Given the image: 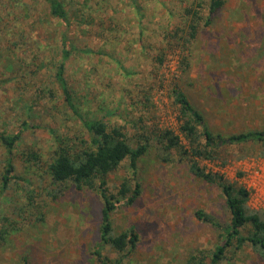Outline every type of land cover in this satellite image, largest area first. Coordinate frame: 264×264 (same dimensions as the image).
<instances>
[{
  "label": "rangeland",
  "instance_id": "1",
  "mask_svg": "<svg viewBox=\"0 0 264 264\" xmlns=\"http://www.w3.org/2000/svg\"><path fill=\"white\" fill-rule=\"evenodd\" d=\"M59 1L67 12L64 20L52 17L43 0H0V133L21 135L12 156L17 183L10 182V191L0 197V214L16 218L22 208L25 221L9 245L0 248V264L22 259L28 264H97L99 195L71 188L52 199L46 173L55 137L79 150L81 141H90L83 120L93 116L121 127L132 145L140 136L150 142L138 163L139 197L112 215L115 234L131 227L138 233L136 248L122 255L121 264H185L190 255L213 251L219 231L194 214L203 210L228 222L221 191L196 178L177 153L162 161L157 132L178 133L174 88L224 138L264 128V0H226L212 25H201L184 53L189 21L184 10L193 6L204 16L208 0ZM63 49L70 52L65 78L79 115L67 106L55 79ZM183 57L186 72H181ZM250 147L223 148L225 166L200 165L245 187L249 208L260 211L264 157ZM31 152L40 155L39 164L24 161ZM6 156L0 144V174ZM130 176L125 161L109 175V192L116 194ZM102 254L112 261L120 257L109 247ZM227 256L222 264H264L249 247Z\"/></svg>",
  "mask_w": 264,
  "mask_h": 264
},
{
  "label": "trees",
  "instance_id": "2",
  "mask_svg": "<svg viewBox=\"0 0 264 264\" xmlns=\"http://www.w3.org/2000/svg\"><path fill=\"white\" fill-rule=\"evenodd\" d=\"M48 7L52 17L66 19V10L59 0H43ZM226 0H208L206 3L207 14L202 15L200 11L189 6L184 10V15L189 18L188 26L183 41V51H188V46L197 38L200 26L208 28L212 25L214 17L224 8ZM198 4V9H201ZM70 56L69 50L63 49L62 60L56 67L55 79L62 91L67 106L71 111L79 115L76 106V98L71 93L65 78V62ZM181 72H186L189 68L188 59L181 58ZM160 62H162L160 60ZM9 81V80H8ZM1 85V84H0ZM174 105L177 107L176 122L178 133L172 129H163L157 132L156 144L158 145V155L164 162L172 152L178 154L181 160H186L190 172L198 179L210 186H215L221 191L230 219L225 224L217 219L198 210L195 217L206 224H209L219 231V243L211 252H198L190 255L185 264H222L228 260V254L249 247L262 261H264V213L251 210L248 206L249 194L246 189L239 184L231 183L223 174L207 171L200 162L214 164L221 162L226 165L228 157L223 154V148L233 145L257 147L254 153L264 157V128L260 130H249L237 134H232L228 138L222 137L219 133H214L209 126L204 114L196 109L186 94L174 88L172 92ZM83 125L90 135L89 143L81 141V148L77 150L71 145L62 143L58 137L56 147L47 163L46 173L53 187L50 196L57 199L71 188L76 191L84 189L96 192L102 201L100 240L93 251V257L97 264H121L122 255L125 252H132L138 243V233L134 227L115 234L112 222V215L119 205H132L141 193V184L138 178V163L147 152L150 142L148 138H139L136 144L132 145L121 127L108 125L103 118H93L83 120ZM23 129L28 127L27 122L22 123ZM20 132L16 134L0 133V144L3 145L6 157L3 171L0 174V197L10 191V182L14 181L13 149L20 141ZM253 155V153L251 154ZM24 156V161L32 165H37L41 157L36 152L28 153ZM249 156V151L243 153L240 158ZM127 161L131 176L124 179L116 194L109 192L107 187L108 177L116 172L122 163ZM23 181V179H20ZM29 185L28 181H25ZM8 203L13 199L5 197ZM30 196L28 205L33 207ZM22 208L18 210L21 214ZM4 214V213H3ZM0 214V248L8 246L11 238L21 230L25 222L20 214L16 218H10L7 214ZM105 247L119 254L115 261L110 260L102 254ZM20 264H28L26 259H22Z\"/></svg>",
  "mask_w": 264,
  "mask_h": 264
},
{
  "label": "built area",
  "instance_id": "3",
  "mask_svg": "<svg viewBox=\"0 0 264 264\" xmlns=\"http://www.w3.org/2000/svg\"><path fill=\"white\" fill-rule=\"evenodd\" d=\"M245 188V187H244ZM246 189V188H245ZM246 191L248 192V190L246 189ZM250 203V202H249ZM260 211H262V213H264V208H259Z\"/></svg>",
  "mask_w": 264,
  "mask_h": 264
}]
</instances>
